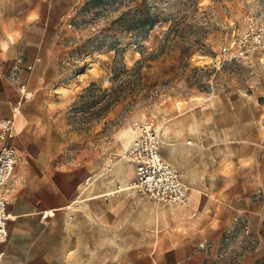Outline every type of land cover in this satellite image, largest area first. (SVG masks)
I'll use <instances>...</instances> for the list:
<instances>
[{
    "label": "crops",
    "instance_id": "0c3cea01",
    "mask_svg": "<svg viewBox=\"0 0 264 264\" xmlns=\"http://www.w3.org/2000/svg\"><path fill=\"white\" fill-rule=\"evenodd\" d=\"M79 1L0 0V120L12 119L19 155L2 264H218L235 217L234 264H264V83L153 106L159 152L188 189L184 203L156 202L137 191L135 164L122 157L137 135L132 119L111 135L105 161L70 160L83 142L69 107L91 84V67L73 87L54 82L79 38L68 23ZM86 146L93 154L90 139Z\"/></svg>",
    "mask_w": 264,
    "mask_h": 264
},
{
    "label": "rangeland",
    "instance_id": "374dc122",
    "mask_svg": "<svg viewBox=\"0 0 264 264\" xmlns=\"http://www.w3.org/2000/svg\"><path fill=\"white\" fill-rule=\"evenodd\" d=\"M148 1L159 18L146 32L124 26L142 0H81L68 17L79 38L69 45L73 52L54 84L73 87L91 67V84L69 107L70 130L83 142L71 162L89 156L105 161L111 135L126 119L152 124L160 100L194 90L211 94L231 82L264 83V49L258 47L264 0Z\"/></svg>",
    "mask_w": 264,
    "mask_h": 264
},
{
    "label": "built area",
    "instance_id": "2783aa9c",
    "mask_svg": "<svg viewBox=\"0 0 264 264\" xmlns=\"http://www.w3.org/2000/svg\"><path fill=\"white\" fill-rule=\"evenodd\" d=\"M258 47L264 49V35H258ZM235 56V55H231ZM21 60H17L18 67ZM28 69L32 66L28 65ZM26 98L32 96V92L24 86L19 87ZM133 127L137 135L131 145L124 151L122 157L133 161L136 168L134 187L142 194L159 203H184L188 198V189L183 183L180 174L161 156L159 145L161 139L152 124L136 121ZM13 121L12 119L0 120V243L7 237V222L10 214L7 204L15 191L13 181V169L19 160L16 148L12 145ZM93 181L92 176L85 178V186ZM242 224L238 217L234 218L233 226L225 233L223 241L218 245V264H234L240 259L241 251L236 249V243L240 237ZM202 249L207 245L201 243ZM239 252V254H235ZM4 253L0 249V264Z\"/></svg>",
    "mask_w": 264,
    "mask_h": 264
},
{
    "label": "trees",
    "instance_id": "16d2710c",
    "mask_svg": "<svg viewBox=\"0 0 264 264\" xmlns=\"http://www.w3.org/2000/svg\"><path fill=\"white\" fill-rule=\"evenodd\" d=\"M158 18L152 11L149 1L142 0L141 4L135 8L133 13L131 15L129 14L124 26L127 31L137 26L138 29L146 32L158 22Z\"/></svg>",
    "mask_w": 264,
    "mask_h": 264
},
{
    "label": "bare ground",
    "instance_id": "6f19581e",
    "mask_svg": "<svg viewBox=\"0 0 264 264\" xmlns=\"http://www.w3.org/2000/svg\"><path fill=\"white\" fill-rule=\"evenodd\" d=\"M3 241H4V240H3ZM3 241H1V243H2ZM1 243H0V244H1Z\"/></svg>",
    "mask_w": 264,
    "mask_h": 264
}]
</instances>
